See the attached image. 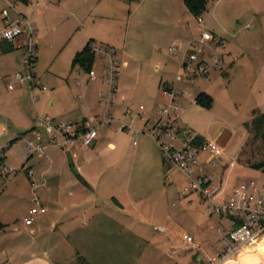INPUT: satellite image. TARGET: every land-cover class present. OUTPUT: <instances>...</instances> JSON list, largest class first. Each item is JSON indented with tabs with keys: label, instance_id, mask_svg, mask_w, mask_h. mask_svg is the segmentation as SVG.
I'll use <instances>...</instances> for the list:
<instances>
[{
	"label": "rangeland",
	"instance_id": "obj_1",
	"mask_svg": "<svg viewBox=\"0 0 264 264\" xmlns=\"http://www.w3.org/2000/svg\"><path fill=\"white\" fill-rule=\"evenodd\" d=\"M12 1L15 9L0 0V16L5 9L9 10L10 18L21 12L34 24L38 33L35 36L38 59L30 65L24 58L27 47L14 49L9 56L14 58L17 70L9 72L3 68L0 71V91L10 99L12 96L7 95L12 92L9 85L15 84L20 97L14 105L27 115V125L37 116L69 122L76 112H89L85 106L87 101L101 110L97 104L102 87L100 82L80 85L79 66L73 67V60L76 52L89 42L114 46L118 50L122 69L113 117L117 126L127 128L111 137L131 160L159 159L161 181L167 189L165 194L153 193L151 197L147 190H141L140 207L150 209L146 217H155L151 231L160 241L138 248L135 245L131 261L125 264H200L195 260L197 257L207 262L213 253L223 248L218 232L221 221L219 216L208 213L209 201L195 194H181L188 181L165 161L146 124L150 98L159 93L160 79L164 73L168 74L177 89L187 92L178 104L181 117L177 124L181 134L187 139L200 136L207 141H216L224 147L223 155L227 159L236 157L237 163L226 171L223 166L217 169L218 175L225 180L231 177L230 184L239 186L245 180L264 183V173L249 164L264 160V141L255 138L247 128L254 110L264 111V33L260 26L253 23L249 15L231 12L230 4L237 0L211 2L201 15L202 23L187 10L184 0ZM0 22L2 30L5 23L3 19ZM205 30L217 33L219 37L220 31H227L232 46L241 50L233 53L232 64L226 65L225 61L224 69L214 71L211 77L190 79L188 71L170 48L175 41L184 51L187 42L199 38ZM219 48L218 53L224 58L227 46L223 51ZM241 54L245 55L241 57ZM17 73H31L34 80L16 82L14 76ZM204 91L213 99L209 108L196 101V95ZM164 100V105L169 102V99ZM164 105L158 106L152 121L159 117ZM141 106L145 110L139 116ZM108 131L104 128L101 133ZM219 137L226 142L221 143ZM24 141L19 139L6 150L7 165L15 169V173L1 177L6 183L15 180L1 189L4 192L2 201L4 207L18 208L20 214L28 208V203L13 200L14 196L34 195L28 172L22 165V160L27 162L29 157ZM143 150L150 151L141 153ZM56 151L62 155L61 148ZM22 184L24 187H20ZM214 184L213 194L217 192L216 181ZM216 199L221 202L222 198L216 196ZM184 234L193 236L197 245H185Z\"/></svg>",
	"mask_w": 264,
	"mask_h": 264
},
{
	"label": "crops",
	"instance_id": "obj_2",
	"mask_svg": "<svg viewBox=\"0 0 264 264\" xmlns=\"http://www.w3.org/2000/svg\"><path fill=\"white\" fill-rule=\"evenodd\" d=\"M230 9L233 14L251 16L253 23L259 25L264 33V0L233 1ZM20 13L17 12L11 18L9 14V20L15 21ZM1 15L0 20L3 19L5 23L3 14ZM220 33V37L227 41L224 62L226 61V65L229 62L232 64L233 53L240 52L241 49L232 46L227 38V31ZM26 42L27 38L22 37L14 42L0 43V71L3 68L9 72L17 70L14 58L9 55L14 49L25 46ZM243 55L245 54L239 56ZM163 83L175 85L174 79L171 80L164 73L159 82V93L150 98L151 107L148 109L147 120H151L158 106L165 103ZM7 95L12 97L5 98V94L0 91V146L9 145V148L19 139L24 141L26 137H35L36 118H32L27 125V115L14 105L19 102L20 93L14 89ZM85 106L89 112H76L74 119L69 122H81L88 116L102 114V110L97 105H91L89 101ZM116 121L114 118L111 124L100 128L99 137L91 147L85 148L78 142L59 147L50 145L44 139L43 145L46 148L43 151L31 155L26 153L29 157L27 162L26 159L22 160V165L27 172L33 173L29 176V181L35 197L32 193L19 198L14 196L13 200L28 203V208L22 214L18 208L4 207V192L1 189L15 180L6 183L0 174V264H77L79 258L84 259L86 264H125L131 261L135 245L138 248L160 241L156 233L151 231L155 217H146V214H150V209L140 207L143 201L141 190H147L149 197L153 193L167 192L161 181L160 160L156 157L136 161L128 158L119 144L114 142L113 136L111 137V134L121 132L122 126H117ZM104 128L109 129L105 134L101 133ZM219 141L224 143L226 139L219 137ZM59 148L62 155L56 151ZM221 148V162L218 167L223 166L226 171L237 163V159H227L223 155L224 147ZM148 151L150 150H143L141 153ZM6 157L4 163L9 165ZM218 167L215 169L216 173ZM231 180V177L230 180L219 175L217 177L215 194L222 198L221 202L229 200L238 187L237 183L230 184ZM22 186L24 187L23 184L20 187ZM230 186L234 189L231 190ZM37 201L47 208V212L37 215L32 225H26L24 218ZM219 219L221 226L218 227V232L222 239V230L228 227V221L225 217ZM185 245L190 246L186 243ZM195 260L203 264L199 257ZM232 264H264V256L245 255Z\"/></svg>",
	"mask_w": 264,
	"mask_h": 264
},
{
	"label": "built area",
	"instance_id": "obj_3",
	"mask_svg": "<svg viewBox=\"0 0 264 264\" xmlns=\"http://www.w3.org/2000/svg\"><path fill=\"white\" fill-rule=\"evenodd\" d=\"M8 7L15 9L12 0H5ZM5 26L0 30V42H14L19 38L26 37L27 52L24 56L30 65L37 61V45L35 36L38 34L34 24L23 14L15 21L9 20V10H3ZM202 23V17L198 18ZM182 49L174 41L170 50L176 54L181 65L188 71L191 78H209L214 71L223 70L224 58L218 53L217 47L222 51L227 42L209 31H203L199 38L190 40ZM91 53L95 56V65L91 70L79 67L78 83L91 84L100 82L102 89L98 95V104L102 110L101 115H91L81 122H61L46 116H37L35 122V138L25 139V148L29 155L43 151L46 146L43 140L47 139L50 145L64 147L74 142L81 146L91 147L99 137V129L114 121L113 108L116 103L119 76L122 63L118 50L114 46L90 43ZM33 74L17 73L16 82L25 83L33 81ZM10 90L15 89V84L9 85ZM46 90V88H43ZM162 93L169 99L160 110L159 117L155 121L147 120L152 138L158 143L165 161L175 167L188 181L182 194L187 196L195 194L209 201L208 213L225 217L228 227L222 230L223 248L213 253L203 264H232L245 255L264 256V183L255 180L243 181L233 192V196L223 202L216 200L213 194L214 182L217 180L215 169L220 164L222 155L221 146L215 141L205 140L196 144L195 137L186 139L181 134L178 126L180 108L178 104L187 93L179 90L170 83L162 84ZM140 107L138 115L144 111ZM131 111V109H128ZM125 129L121 128V131ZM9 146V145H8ZM8 146H0V174L15 173L4 165L6 149ZM32 176V171H28ZM37 187L36 184H34ZM47 208L39 201L30 208L24 218L26 225H32L35 217L45 214ZM184 243L195 247L196 241L193 236L184 234Z\"/></svg>",
	"mask_w": 264,
	"mask_h": 264
},
{
	"label": "trees",
	"instance_id": "obj_4",
	"mask_svg": "<svg viewBox=\"0 0 264 264\" xmlns=\"http://www.w3.org/2000/svg\"><path fill=\"white\" fill-rule=\"evenodd\" d=\"M129 2H137L141 0H128ZM216 0H184V4L187 10L196 17H201L208 10V6L211 2ZM38 59V57H37ZM95 56L91 53L90 43L81 51L78 52L73 60V67L79 66L86 70H91L95 65ZM197 103L204 107H211L213 104V99L207 93H200L196 99ZM247 128L249 132L255 138H262L264 141V111L254 110L252 120L247 123ZM204 138L197 136L194 139L196 144L203 143ZM5 160V159H4ZM252 168L261 170L264 173V160L259 162H250ZM77 264H86L84 259L79 258Z\"/></svg>",
	"mask_w": 264,
	"mask_h": 264
}]
</instances>
